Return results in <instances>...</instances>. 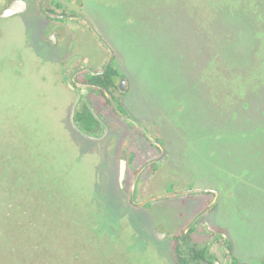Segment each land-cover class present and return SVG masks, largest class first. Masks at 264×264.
Listing matches in <instances>:
<instances>
[{"label": "rangeland", "instance_id": "rangeland-1", "mask_svg": "<svg viewBox=\"0 0 264 264\" xmlns=\"http://www.w3.org/2000/svg\"><path fill=\"white\" fill-rule=\"evenodd\" d=\"M73 1L114 44L148 111L178 131L184 188H214L210 227L258 263L264 0ZM20 36L3 34L8 54ZM13 59L0 71V264H176L172 241L155 236L162 227L128 205L111 144L72 129V95L55 83L56 67L25 64L15 75Z\"/></svg>", "mask_w": 264, "mask_h": 264}, {"label": "flooded vegetation", "instance_id": "flooded-vegetation-1", "mask_svg": "<svg viewBox=\"0 0 264 264\" xmlns=\"http://www.w3.org/2000/svg\"><path fill=\"white\" fill-rule=\"evenodd\" d=\"M80 5L73 0H0V71L12 55L16 58L15 75L25 64L31 67L39 62L40 68L56 67L55 83L72 95L70 113L78 99L74 116L77 126L95 137L102 134L103 125L106 127L101 139L86 137L71 125L69 113L72 129L89 141L109 142L118 160V170L120 160H125V174L119 187L126 193L130 207L145 211L156 228L162 227L159 232H165V237L158 238L157 231L155 236L159 241H172L174 258L178 238L194 220L177 246L181 264H247L235 255L230 236L223 235L220 228L210 227L218 201L214 188H184L185 180L176 176L178 163L174 151L181 159L177 151L178 131L170 126L168 131L162 115L156 117L148 111L144 96L135 92L123 71L114 44L104 32L87 26L82 19L86 15L77 9ZM5 32L21 33L11 54L5 49L7 40L1 41ZM154 196L161 197L150 201L147 207L133 205ZM159 198L167 200L157 203ZM207 207L208 211L199 215ZM171 212L174 222L169 223L166 215ZM199 253H203L202 261L195 259ZM175 262L178 264L176 258ZM254 264H264V256Z\"/></svg>", "mask_w": 264, "mask_h": 264}, {"label": "water", "instance_id": "water-1", "mask_svg": "<svg viewBox=\"0 0 264 264\" xmlns=\"http://www.w3.org/2000/svg\"><path fill=\"white\" fill-rule=\"evenodd\" d=\"M87 24L93 28L94 30H96V28L90 23V21H86ZM123 83H124V79L121 80V87H123ZM78 104V99L75 100V102L73 103L72 105V108H71V113H70V122H71V125L77 130L79 131L81 134H83L84 136L86 137H90V138H95V139H101L104 134H105V130H106V127L105 125H103V132L100 136L98 137H95V136H91L89 133H87L86 131H83L81 130L77 124L75 123V120H74V116H75V110H76V106ZM94 115L96 116V114L94 113ZM96 118H98V116H96ZM124 174H125V160L121 159L120 162H119V170H118V178H119V182L121 183L123 178H124ZM201 189H195L194 191H200ZM190 190H187L186 192H188ZM193 191V190H192ZM168 195V194H167ZM158 197H161V196H154L153 198H150L149 200H146V201H143V202H139V203H134L133 202V205L135 207H147V205L149 204L150 201H152L154 198H158ZM130 199L132 200V188L130 190ZM214 203V202H213ZM212 203V204H213ZM211 204V205H212ZM211 207V206H210ZM210 207H207L205 210L201 211L199 215L205 213L206 211H208V209ZM194 220H192L193 222ZM192 222L183 230V232L181 233L180 237L178 238L176 244H175V249H174V252H175V258H176V261L178 264H181V261H180V258H179V254H178V250H177V246H178V243L179 241L182 239V237L184 236V234L187 232V230L190 228ZM157 237L162 239L165 237V232H157L156 233Z\"/></svg>", "mask_w": 264, "mask_h": 264}, {"label": "trees", "instance_id": "trees-1", "mask_svg": "<svg viewBox=\"0 0 264 264\" xmlns=\"http://www.w3.org/2000/svg\"><path fill=\"white\" fill-rule=\"evenodd\" d=\"M90 119H93L92 117H90ZM179 255H180V253H179ZM203 253H199L196 257H195V259L197 260V261H202L203 260Z\"/></svg>", "mask_w": 264, "mask_h": 264}]
</instances>
